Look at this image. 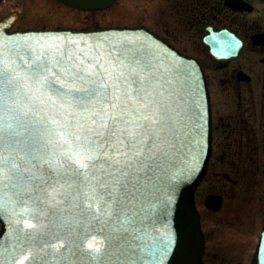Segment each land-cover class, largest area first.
I'll use <instances>...</instances> for the list:
<instances>
[{
	"label": "water",
	"instance_id": "95a60500",
	"mask_svg": "<svg viewBox=\"0 0 264 264\" xmlns=\"http://www.w3.org/2000/svg\"><path fill=\"white\" fill-rule=\"evenodd\" d=\"M58 1L89 11L114 3ZM239 9L252 10L241 3ZM18 18L14 10L0 19V53L11 57L22 77L29 72L30 50L38 55L56 49L101 66L118 58H125V63L135 58L142 69L135 87L147 98L144 102L151 101L144 114L155 123L150 122L133 149L141 155L132 161L127 182L111 188L106 210L89 198L92 185L83 176L77 180L75 165L68 162L55 170L44 162L50 154L40 150L44 132L35 123L40 117L29 119L26 131L25 121H20L22 143L13 150L7 148L6 139L4 155L30 171L18 172L11 180L6 177L0 184V264H18L24 256L28 257L24 264H204L195 191L206 175L212 123L200 63L144 27L12 30ZM203 40L214 61L238 58L244 45L226 28ZM251 40L264 45V32L253 34ZM237 78L250 80L241 70ZM16 99L21 108L28 103L22 94ZM4 115L7 123L14 113ZM204 204L217 211L222 196L208 194ZM26 223L33 227L26 228ZM250 264H264V223Z\"/></svg>",
	"mask_w": 264,
	"mask_h": 264
},
{
	"label": "snow or ice",
	"instance_id": "6c2138e0",
	"mask_svg": "<svg viewBox=\"0 0 264 264\" xmlns=\"http://www.w3.org/2000/svg\"><path fill=\"white\" fill-rule=\"evenodd\" d=\"M26 55L29 72L22 77L11 57L0 53V184L6 177L11 180L18 172L30 171L21 170L11 155H4L5 140L7 148L17 150L22 143L17 125L25 121L26 131L28 120L39 116L35 123L44 132L40 150L50 154L44 162L55 170L68 162L75 165L72 171L77 180L83 176L84 182L92 185L89 198L107 210L111 188H122L127 182L132 161L141 155L133 149L150 122L155 123L144 114L151 101L144 102L147 98L135 87L142 69L136 66L135 58L128 63L118 58L101 66L56 49L38 55L30 50ZM21 94L28 102L23 108L16 99ZM6 112L14 113L7 123ZM25 227L33 225L26 223ZM26 259L24 256L18 264Z\"/></svg>",
	"mask_w": 264,
	"mask_h": 264
},
{
	"label": "rangeland",
	"instance_id": "374dc122",
	"mask_svg": "<svg viewBox=\"0 0 264 264\" xmlns=\"http://www.w3.org/2000/svg\"><path fill=\"white\" fill-rule=\"evenodd\" d=\"M125 1L118 0L107 10L89 12L71 8L57 0H0V18L11 11H18L19 18L11 28L13 30L80 28L94 24L134 25L135 0H129V3ZM255 4L256 10L247 17L263 22L264 4ZM250 57L256 59V64H248ZM204 60L214 126L212 158L207 175L195 194L202 229L208 232L211 239L204 259L207 264H250L264 222V65L258 63L257 55L245 54L237 63L246 66L253 78L250 83L237 84L230 79V68L217 69L210 60ZM238 114L246 116L247 129L253 127L256 137H248L246 131L222 130L220 123L233 122L234 115ZM240 137L245 143L244 147L247 145V148L253 149L250 156L254 157L256 164L251 165L246 152L239 157L235 154ZM223 152L227 154L222 164L220 159ZM231 160H234V166L228 163ZM214 172L218 175L215 176ZM223 172L228 173L236 183L224 180L221 176ZM211 192L223 195V205L218 211H210L203 204L204 197Z\"/></svg>",
	"mask_w": 264,
	"mask_h": 264
},
{
	"label": "flooded vegetation",
	"instance_id": "af4514ba",
	"mask_svg": "<svg viewBox=\"0 0 264 264\" xmlns=\"http://www.w3.org/2000/svg\"><path fill=\"white\" fill-rule=\"evenodd\" d=\"M117 1L118 0H115L112 6H114ZM125 2L129 3V0H126ZM255 2L264 4V0H135V24L129 26L145 27L173 46L180 53L197 59L204 70L208 89L209 82L207 65L205 64L204 59L210 60V63L217 69L230 68V79H233L237 84H241V82L250 83L253 78L252 75L248 73L249 71L245 68L246 66L237 62L245 54H253L257 55L258 63L264 65V45H255L251 40V36L253 34L264 31V21L261 22L260 20H256L254 18L249 19L247 17V15L256 10L257 7ZM239 3H241L242 8L243 6L245 8L251 7L252 10L249 11L246 9H239ZM112 6L103 10L110 9ZM98 26L99 25L94 24L93 26H83L80 28H93ZM221 28H226L228 31L237 34L243 39L244 47L237 59L214 61L212 56L209 54L208 47L203 42V39L212 36ZM247 62L248 64L253 65L256 64V59L253 60V57H250ZM240 70L250 75V81L239 80L237 78V72ZM234 116L235 119L233 122L229 121L220 123L222 125L220 127L224 132H226L227 129L229 132L246 131L248 133V137L251 135L256 137L257 133L253 127L247 129L249 125L248 121L245 119L246 116L243 114ZM213 131L214 126L212 111V136ZM244 144L245 143L242 142L240 137L237 141L238 149L235 153L238 157L243 155L244 152H246V155L248 156L253 153V149L247 148V145L244 147ZM226 154L227 152L222 153L220 163H224V157ZM255 157L257 158V156ZM211 158L212 153L210 161ZM245 159H248V157L245 156ZM249 160L251 165L256 164L254 157L250 156ZM228 163L231 166L235 165L234 160L228 161ZM224 173L225 172L221 174L224 180L236 183V180L232 179L230 176H223ZM214 175L217 176L218 173L214 172ZM203 233L205 240L203 260L205 264H207L204 256L206 255V248L209 246V242L211 243V239L208 232L206 233L203 231Z\"/></svg>",
	"mask_w": 264,
	"mask_h": 264
}]
</instances>
